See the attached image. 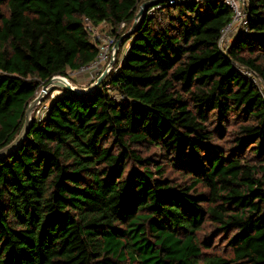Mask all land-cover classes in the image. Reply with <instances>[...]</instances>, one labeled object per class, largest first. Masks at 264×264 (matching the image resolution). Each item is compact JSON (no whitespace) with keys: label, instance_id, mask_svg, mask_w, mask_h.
<instances>
[{"label":"trees","instance_id":"trees-1","mask_svg":"<svg viewBox=\"0 0 264 264\" xmlns=\"http://www.w3.org/2000/svg\"><path fill=\"white\" fill-rule=\"evenodd\" d=\"M141 1L0 0V149L39 87L97 57L84 19L129 25ZM157 5L115 73L48 97L0 160V264H264V97L234 67L264 84V0L226 54L223 1Z\"/></svg>","mask_w":264,"mask_h":264},{"label":"built area","instance_id":"built-area-1","mask_svg":"<svg viewBox=\"0 0 264 264\" xmlns=\"http://www.w3.org/2000/svg\"><path fill=\"white\" fill-rule=\"evenodd\" d=\"M165 1H168L169 4H173L176 2V0H165ZM183 1L206 2L207 0H183ZM221 1H223L224 4L230 9L231 14H232L231 20L229 21V23L221 29L220 37L218 40V46H219L220 51L223 54H226L228 50V46L233 40V38L236 36V34H238L239 32L247 31L246 6H247L248 0H221ZM160 8L161 7L156 4L155 6H152L149 8L148 14H152L154 11ZM84 22H85V28L90 34L99 36L97 33L96 26H93L87 18L84 19ZM122 25H124V23H121L120 26ZM102 41H103L102 45L100 44L96 45L98 49L97 57L89 65L81 68L80 70L92 69L95 71L101 68V66L107 65L109 63L110 58H111L110 55L112 54L111 49H113L117 39L115 35L114 37L106 36ZM127 50H128V47L123 57L126 55ZM234 67L242 75L248 78L258 88V90L262 93L264 97V84L262 80L260 79V77L254 71L247 69L243 66L234 64ZM117 69H118V66L113 65L110 73L112 72L115 73ZM113 98L116 99L117 101L124 99V97L119 94L113 95ZM46 111H47V106H44V109L37 116H35V118L41 120L42 118H44ZM36 112H38V109L35 111V113Z\"/></svg>","mask_w":264,"mask_h":264},{"label":"water","instance_id":"water-1","mask_svg":"<svg viewBox=\"0 0 264 264\" xmlns=\"http://www.w3.org/2000/svg\"><path fill=\"white\" fill-rule=\"evenodd\" d=\"M162 0H148L143 2L133 20V24L131 29L124 35L120 37V40L117 41L112 49V54L109 63L106 65L105 69L101 74L85 89H79L71 84L63 76H54L52 77L46 84L41 86L40 91L36 95V97L28 104L25 110V119L19 133L14 137V139L8 143L6 146L0 149V160L7 158L13 155L21 146V144L26 139V136L34 123V114L37 108L57 89L61 91L59 95L64 94L65 92H70L75 95H89L96 90L97 87L101 85V83L108 77L111 72L113 65L115 64L116 52L120 48L122 41L126 38L131 37V35L136 30L140 19L142 18L144 12L158 4ZM227 56V55H225ZM54 98V97H53Z\"/></svg>","mask_w":264,"mask_h":264},{"label":"rangeland","instance_id":"rangeland-1","mask_svg":"<svg viewBox=\"0 0 264 264\" xmlns=\"http://www.w3.org/2000/svg\"><path fill=\"white\" fill-rule=\"evenodd\" d=\"M145 1H148V0H142L140 5L145 2ZM139 5V7H140ZM138 7V9H139ZM138 11V10H137ZM132 24H133V21L127 25V24H124L122 26H118L116 29L112 28L110 25H107V24H100L98 25L96 28H97V33L99 36H95V35H92L91 34V40L93 43H95V45H102L103 44V39L106 37V36H110V37H114V35L116 36V39L117 41L120 40V37L124 34H126L132 27ZM116 41V42H117ZM128 44L129 42H122L121 45H120V48L117 50L116 52V59H115V64H118L119 61L122 59L127 47H128ZM112 50V49H111ZM111 56V55H110ZM106 65L104 66H101V68H99L98 70H79V71H70L68 70L66 72V75L63 76L65 77L68 81H70L75 87L79 88V89H85L87 88L100 74L101 72H103V70L105 69ZM100 71V72H99ZM40 88L37 90V93L36 95L38 94V92L40 91ZM110 94L112 95H117L118 93L115 91V90H109ZM56 93V92H54ZM59 93V92H57ZM56 93V94H57ZM51 94L50 96H48L49 98H53V97H58L60 95H57V96H53ZM48 102H45V103H42L37 109H38V112H36L34 114V118L35 116H37L43 109H44V106H47L48 105ZM233 129V126H230L228 128L229 131H231ZM210 233V227L209 226H206L203 230V232L200 234V236H203V235H208ZM224 239L222 238H217L215 240V245L213 246L212 248V252H215V253H224L226 250H224L223 246H224V243H223Z\"/></svg>","mask_w":264,"mask_h":264},{"label":"bare ground","instance_id":"bare-ground-1","mask_svg":"<svg viewBox=\"0 0 264 264\" xmlns=\"http://www.w3.org/2000/svg\"><path fill=\"white\" fill-rule=\"evenodd\" d=\"M71 84H72V83H71ZM54 92H56V93L59 92V93L56 94V93H54ZM54 92H53V94H52L53 96H57V95H59V94L61 93V91H60L59 89L55 90ZM53 96H52V97H53Z\"/></svg>","mask_w":264,"mask_h":264}]
</instances>
